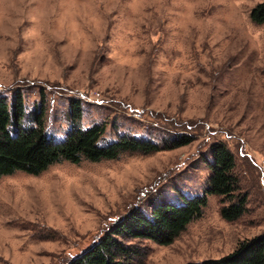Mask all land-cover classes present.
Listing matches in <instances>:
<instances>
[{"label": "rangeland", "instance_id": "374dc122", "mask_svg": "<svg viewBox=\"0 0 264 264\" xmlns=\"http://www.w3.org/2000/svg\"><path fill=\"white\" fill-rule=\"evenodd\" d=\"M263 2L0 0V94L10 105L22 95L53 141L76 123L105 125L101 145L125 135L161 145L2 176L0 264H67L132 209L150 215L204 195L217 142L236 158L246 214L227 222L223 197L209 195L172 245L142 242L145 264L218 260L263 237L264 23L250 14Z\"/></svg>", "mask_w": 264, "mask_h": 264}, {"label": "trees", "instance_id": "16d2710c", "mask_svg": "<svg viewBox=\"0 0 264 264\" xmlns=\"http://www.w3.org/2000/svg\"><path fill=\"white\" fill-rule=\"evenodd\" d=\"M250 14L255 23L263 24L264 2L254 7ZM10 104L9 99L0 94V178L19 170L37 175L64 160L81 163L83 160L116 159L126 152L161 151L157 143L126 135L101 145L106 132L103 124L83 129L75 123L65 140L53 141L47 136L43 113H27L22 95ZM77 104L72 105V117L79 123L82 113ZM212 153L213 177L204 195L186 198L180 206L163 201L151 209L150 215L138 208L132 209L100 241L67 264H145L148 252L142 242L152 241L161 247L172 245L191 223L203 216L209 195L223 197L221 214L224 220L233 223L242 218L247 212L248 195L237 192L240 179L235 174L236 158L224 142L215 143ZM197 264H264V236L240 242L230 255Z\"/></svg>", "mask_w": 264, "mask_h": 264}]
</instances>
